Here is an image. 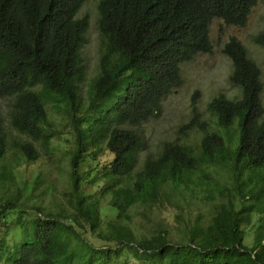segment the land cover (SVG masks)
I'll return each mask as SVG.
<instances>
[{
	"label": "trees",
	"instance_id": "1",
	"mask_svg": "<svg viewBox=\"0 0 264 264\" xmlns=\"http://www.w3.org/2000/svg\"><path fill=\"white\" fill-rule=\"evenodd\" d=\"M84 1L0 0V98L9 100L11 129L26 138L9 144L0 118V165L9 149L15 160L33 163L40 157L35 144L49 147L54 123L48 106L70 121L75 137L67 193L72 210L52 214L35 206L37 216L29 222L16 215L17 253L9 259L6 239L12 233L6 219L23 209L18 204L22 191L0 200V264H75L72 242L86 244L83 234L101 226L100 201L106 197L109 207L128 220L137 205L151 210L172 205L180 237L161 231L138 238L127 226L111 223L98 236L117 247L103 251L106 258L89 247L90 256L81 264H107L111 254L127 248L135 260L153 264H264L262 84L257 64L236 38L225 42L221 53L231 63L228 81L240 96L232 100L220 94L207 107L219 131H210L191 104V117L180 132L199 131L198 147L164 141L155 157L135 169L147 146L139 128L158 118L165 98L182 86L180 65L212 51L211 22L244 26L258 0H100L98 66L85 93L81 49L88 19L77 17ZM252 40L264 50V31ZM103 149L113 160L89 169V184L99 194L93 197L83 190L80 170ZM213 167L227 173L223 184L209 179L206 171L214 172ZM10 170L13 165L3 167L1 183L13 181ZM199 191L207 193L206 204L221 200L215 207L204 205L205 218L184 219L177 198Z\"/></svg>",
	"mask_w": 264,
	"mask_h": 264
},
{
	"label": "rangeland",
	"instance_id": "2",
	"mask_svg": "<svg viewBox=\"0 0 264 264\" xmlns=\"http://www.w3.org/2000/svg\"><path fill=\"white\" fill-rule=\"evenodd\" d=\"M100 0H85L80 8L77 17H87L88 27L85 33V42L82 46L81 53L86 66V81L83 84V92L85 93L89 87L90 79L96 74L98 66L100 37L97 28L98 23V4ZM264 31V0H258L257 4L251 9L247 18L246 24L241 27L227 26L222 20L215 19L209 27V37L212 43V51L207 54H199L192 61L180 65L182 86L172 91L162 103V111L158 118L152 119L144 123L139 131L146 141L145 150L138 155V161L135 169H139L146 157H155L160 150L161 144L164 141H179L190 145L193 149L198 147L202 134L197 131H191L184 135L180 132V127L187 123L191 117V104L197 106V110L204 122L210 125V131H219L216 126L215 118L208 112V104L213 98L220 94L227 98L235 100L240 96L239 89L232 87L228 81L232 71V66L228 58L222 53L221 49L225 42L234 37L245 47L248 57L253 60L260 70V81L262 91L260 94L261 103L264 108V50L256 45L252 38L258 33ZM9 100L0 98V118L3 121L4 127L8 133V142L11 139L25 140L26 138L19 135L15 130L11 129L8 118ZM49 118L53 120L54 125L52 130L53 138L50 140V145L47 149L40 147L37 149L40 157L33 163H27L23 159L20 161L13 157L11 149L8 150L6 158L0 165V173L3 167L13 165V170L10 174L12 180L0 182V200L5 201L10 196L17 194V191H22V197L18 204L23 205V209L16 208L11 211L6 219L7 233V248L10 252L6 253V258L12 259L16 255L14 249L18 237L15 235L18 227L12 221L16 215L21 216L22 222H29L37 216L36 210L33 207L37 206L52 214L56 213L60 208H68L72 210L68 202L67 193L69 191V157L70 153L75 149V137L70 128V121L58 117L52 106L47 107ZM232 135L237 134V126H233L230 131ZM92 161L86 162L82 166L80 173L82 174L83 190L92 194L93 197H98L97 189L92 187L89 182L92 179L90 168L98 166V169L109 164L113 160V156L105 149L98 153ZM17 161V162H16ZM214 168V167H213ZM215 171H206L212 183L225 182L224 170L220 167H215ZM229 170V169H226ZM226 173V172H225ZM227 174V173H226ZM231 187L232 185H228ZM216 195V193H214ZM100 201V218L101 226L94 232L86 231L83 234L84 243H79L73 240L72 248L74 250V263L81 264L90 256L89 247H93L102 251V256H105L103 251L115 249L117 243L114 240L109 242L99 238V233H106L111 229L112 225L127 226L128 229L138 238H150L161 231H169L175 239L180 237L178 234V224L173 220L172 215H176L177 211L172 205L165 204L153 210L135 206L128 213L131 218L117 215L116 212L109 207V197ZM207 193L196 192L189 194L186 197H178L176 205L178 213L184 219L194 220L197 214L201 218H205L208 211L204 205L211 204L215 207L221 200L217 198L212 202H208ZM5 205V204H4ZM31 207V210H28ZM88 230V226H86ZM19 235H22L21 231ZM23 240V238H22ZM114 241V242H113ZM13 248V249H11ZM129 249V250H128ZM101 256V257H102ZM106 258V256H105ZM107 264H153L151 261H137L132 255V249L127 248L126 252H121L118 255L111 254Z\"/></svg>",
	"mask_w": 264,
	"mask_h": 264
}]
</instances>
